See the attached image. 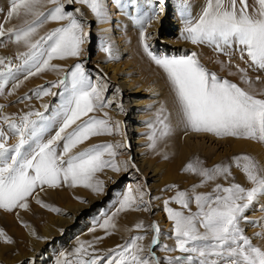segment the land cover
I'll return each instance as SVG.
<instances>
[{
	"label": "snow or ice",
	"instance_id": "1",
	"mask_svg": "<svg viewBox=\"0 0 264 264\" xmlns=\"http://www.w3.org/2000/svg\"><path fill=\"white\" fill-rule=\"evenodd\" d=\"M47 2L55 7L45 13L40 10L44 0H12L7 13L9 20L22 15L32 19H26L18 29H5L0 25V38L7 36L9 42L23 44L28 49L20 57L25 79L49 69L62 71L51 61L79 57L82 46L87 42L85 25L73 12L65 10L62 0ZM74 2L87 5L97 17L103 18L102 0H68L69 4ZM158 4V11L138 21L142 28L141 41L145 53L166 73L185 127L193 132L211 133L220 138L235 137L264 143V99L209 72L195 52L171 57L154 53L148 43L147 27L165 11L166 0H158ZM50 21H67V24L34 40L38 30ZM182 36L192 44H208L220 52L239 46L242 59L246 53L255 68L264 70V0H256L252 12L249 11L248 0H239V4L238 0H207L198 19L193 21L191 17H185ZM102 50L111 58L110 46ZM0 65L3 66L0 69V95H3L5 86L14 79L18 69H14L11 61L6 62L3 57H0ZM239 71L244 82L251 85L246 70ZM68 75L70 83L66 76L51 86H63L67 92L65 102L54 118L49 119L41 112H29L20 118L19 123H15L11 118L3 117L17 138V143L9 146L6 133L0 129V209H27V199L37 189L43 191L45 186L57 188L61 183L70 187L83 186L101 194L103 185L95 179L96 174L105 168H111L114 172L121 170L114 159H105L106 155L112 158L117 155L111 144L97 145L74 153V149L93 136L111 135L113 129L108 120L92 117L83 120L89 113L107 106L103 99V87L90 83L82 64L76 65ZM17 87L19 84H15L13 90ZM35 94L38 98L56 95L51 88L37 90ZM44 107L47 109L48 106ZM33 116L37 119H32ZM57 119L60 120L58 131L55 136L45 140V133ZM159 123L162 126L161 136H167L171 130L169 124L165 119H160ZM155 131L154 128L150 137L153 147ZM233 164L245 174L252 188L246 189L236 183L227 187L217 184L212 194H196L194 187L191 196L178 191L172 201H165L168 218L174 223L175 247L164 245L163 250L182 254L169 257L166 264H264V249L253 245L240 226L241 220L246 219L244 213L258 197L264 196V168L248 155L235 157ZM231 168L232 165L228 164L208 169L195 161L187 165L186 171L201 176L203 183L197 187H202L219 177L227 179L232 175ZM135 202L136 198L129 189L118 211L132 207ZM172 202L188 210V214L168 207ZM192 202L198 209L194 213L190 210ZM37 203L59 212L39 199ZM101 227L110 234L115 224L111 219H106ZM136 228L142 229L143 225L138 224ZM152 230L155 233L152 245L155 247L160 244L159 225H152ZM0 237H4L6 243H11L2 231ZM145 238L136 236L113 249L107 264H162L151 249L147 256L144 255L145 248L139 242ZM73 256L74 259L69 260L68 255L64 254L57 264H100L102 259L95 254L93 244L85 243L79 244Z\"/></svg>",
	"mask_w": 264,
	"mask_h": 264
},
{
	"label": "rangeland",
	"instance_id": "2",
	"mask_svg": "<svg viewBox=\"0 0 264 264\" xmlns=\"http://www.w3.org/2000/svg\"><path fill=\"white\" fill-rule=\"evenodd\" d=\"M136 1L137 0H102L104 16L100 18L85 4L75 2L69 4L68 0H62L65 10L73 12L77 18L81 20L85 25V32L87 33V42L82 46L83 51L79 57L53 59L51 61L52 65L62 71L49 69L25 79L23 61L20 57L21 54L27 52L28 49L23 44L18 45L14 42H9L7 36L0 38V57H3L6 62L11 61L13 68L18 69L14 79L9 80L5 86L4 94L0 95V106H2V108H0V129L6 133L8 145H15L17 143V138L12 134L8 124L4 122L3 117H9L15 123H19L20 118L29 112H41L49 119L54 118L65 102L67 92L63 86L57 88H52L51 86L65 79L66 76H68V82L70 83V76L68 74L71 73L76 65L82 64L90 83L93 86L103 87V99L107 102L106 107L89 113L88 117H84L83 120H87L89 117L108 120L113 132L111 135L104 134L93 136L74 149V153L97 145L111 144L114 146L113 150L117 155L114 158L106 155L105 159H114L115 163L121 169L119 172H114L111 168H105L102 172L96 174L95 179L102 182L103 185V192L101 194H97L91 189L83 186L70 187L66 183H61L60 187L53 189L45 187L43 191L39 189L36 194L28 197L27 209L21 207H16L11 211L0 209V231L11 240V243H6L4 237H0V264H28V262H30V257L28 256H31L29 254L34 252L32 243L35 241H40V243H42L40 249H42V252H44L46 256L42 264H57V261L60 260L64 254L68 255L69 260L74 259L73 253L80 243H85L86 245L93 244L95 254L102 257L100 264H107V260L111 257L113 249H117L118 246L124 245L136 236L146 237L139 243L143 244L145 248L144 255L147 256L148 237L150 235L151 224L153 223V225H155L154 217L157 216L158 213H161L160 216L163 220L160 233V239L162 241L155 248V251L162 264H166L169 257L174 258L182 254L178 251L167 252L163 250L164 245H167L169 248L175 247L174 223L168 218V213L165 210V201H172L178 191L189 193L191 196L194 187L196 189V194H212L217 184L227 187L236 183L242 185L246 189L252 188L253 185L247 180L245 174L233 164V160L237 156H251L262 168H264V164L261 165L256 156L249 151H239L233 154V156L223 155V157H217L216 160V157L208 156L201 150L194 149L196 146L193 143L190 144L191 142L188 140L186 141L185 138H187L189 134L194 135L201 133L187 129L183 122V118L179 121L178 118L172 120L168 109L165 107L167 106L165 103L150 99L147 86L143 84L145 82L143 81L142 75L143 68L149 67L148 69L154 73L153 75L157 80L160 79L162 83L165 82L161 79V75H164L161 74L160 71L163 69L160 67H152L154 61L152 62L150 57L147 61L144 60L141 55H137L136 50H138V47L142 46L143 48V43L141 41L142 28L138 21L146 18H141L137 13L130 12V10H136ZM153 1L155 5H158V0ZM168 1L180 2L181 14H179V17L183 20L181 26H185V17H191V19L195 21L196 18H199V14L202 13V10L194 13L189 0ZM11 3L12 0H0V25H3L5 29H18L24 25L26 19L31 20L32 17H24L22 15L19 18L13 17L9 20L7 18V13L10 11ZM248 4L249 11L252 12L256 7V0H254V2L253 0H249ZM251 5L254 7H250ZM54 7V4L44 0V4L40 10L47 13ZM204 7L205 6H203V8ZM81 13L83 15H81ZM174 14V10L168 8L166 11V18L172 19ZM66 24L67 21H50L38 30L37 35L34 36L33 39H39L40 36H45L54 29L63 27ZM110 24L114 27V39V36L109 38L107 35ZM152 25L153 24L147 27V32L149 34L148 43L157 55H168L170 57L188 55L194 52L193 47L198 46L183 38V29L181 27L175 28V31L168 36V38L171 39L172 46L171 44H163L166 32L165 27L161 26L158 30H155ZM172 25L174 24L171 23V26ZM115 29L117 31H115ZM162 45H165L164 48L158 49L162 47ZM105 46L111 47V58L108 53L102 50ZM199 46H202V44ZM203 47L205 53L218 55V65L223 68L222 70L226 72L229 71V68L238 70L243 68L246 70L247 76L251 80V85L249 86L252 91L250 92L256 95L257 98L264 99V95H260L264 93V70L255 68L246 53L243 54L242 59L239 46H233V48L226 49L221 53L220 51L216 52L211 45L205 44ZM125 48L127 50L126 52H124ZM181 49L182 52L178 51ZM166 50L181 53L171 55L166 53ZM143 52L145 53L144 48ZM200 63L206 67L209 72L212 73L214 70L211 65L201 60ZM108 65L117 66V68L127 76V79L131 80L132 83L135 81L136 87L138 86L136 89L140 90L137 95H131V100H139V102H142V107L138 106L139 109H137L138 107H136V109H134L135 107H133V109L131 108V111L135 112V114L133 113L134 120L132 121V133L130 132V135L132 134L133 140L135 138L136 141L139 142L137 146L141 152L147 156L148 160H151L150 162H152L154 167L158 168L154 179L150 180L148 178V180L145 181V179L137 176V180L133 179L136 185L131 187L127 186L130 176L134 172L131 169L130 161H127L123 142V134L126 135L127 133L128 135L129 133V128L125 127V123L131 117L128 118L129 115L126 113V96L122 97L121 95V102H119V104L117 103L116 93L122 92V89L118 86V79H115L116 81L111 80L110 76H108V71L110 70L107 71L104 68H100L104 66L107 67ZM2 68L3 66L0 65V69ZM225 71H218L216 69L214 73L221 79H228L230 76L226 75ZM162 72L164 73V71ZM154 77L152 78L155 79ZM15 84H19V87L13 90ZM147 84L155 85V83L150 82ZM165 86L166 85H161L160 88L162 87L164 90ZM244 86H247V83L244 82ZM47 88H51V91L56 93V95H48L40 98L36 96L35 93L37 90ZM241 88L243 89V87ZM162 98H164V96ZM44 105L48 106L47 109H45ZM31 118L37 119L35 116ZM160 119H165L166 123L170 126L171 130L167 136H161L160 134L162 130V126L159 123ZM77 123H82V121H78ZM117 124L119 125L118 128ZM59 126L60 120L57 119L54 125L45 133L44 139L47 140L55 136ZM73 127H75V125H73ZM154 128L156 130L155 147L152 146L153 141L150 139L153 135ZM179 130L181 132H179ZM68 131H71V129ZM202 134L214 137L216 142L222 140L221 142L227 146H230L229 144L234 140L239 142H252L264 150V143L257 141L238 139L235 137L220 138L211 133ZM60 145L62 148L63 141L60 142ZM117 145H122V147H115ZM163 146L166 147L162 148ZM152 148L154 149L153 155L148 154L147 150ZM164 149L168 151V153ZM170 149L171 152L169 151ZM172 156H174V158ZM195 161H199L202 167L208 169L214 168L217 165L231 164L232 175L227 179L219 177L215 181L204 184L202 187H197L203 183V178L195 173L186 171L187 165ZM125 165H127L126 169ZM165 168L168 171L165 170ZM110 171L112 172L111 174L109 173ZM106 173H108V175ZM129 189L135 194L134 197L136 198V202L128 209L118 211V209H120V203L127 195ZM46 190L54 191L50 194ZM39 192L41 193L36 196ZM69 193L70 198L67 199L66 195ZM141 194H143L142 199ZM37 199L49 205L51 208L58 209L59 212L42 207L41 204L37 203ZM257 199L259 200H256L244 213L246 219L241 220L240 226L245 235L252 240L253 245L259 247L258 243L261 242L264 234V201H260L261 197ZM75 205H86L87 208L72 222H68L70 224L57 226V223L54 222V227H52V235L54 236L49 237L44 233V228L49 225L50 221L62 219L64 223L65 220H71L75 213V209L71 206ZM153 207H157V210L154 212L152 211ZM168 207L176 211H184L185 214H188V210L182 209L180 205L174 202L169 203ZM145 208H147V210H143ZM190 210L193 213L198 211L194 202L190 204ZM87 213L92 215L91 221L85 225L86 227L84 226L77 231L79 221L85 218ZM8 215L9 217H7ZM106 219H111L115 224V229H111L110 234L101 227ZM138 224H142L143 228L137 229L136 226ZM93 229L95 230L93 231ZM72 231L77 232L70 235ZM201 231H203V229H201Z\"/></svg>",
	"mask_w": 264,
	"mask_h": 264
},
{
	"label": "bare ground",
	"instance_id": "3",
	"mask_svg": "<svg viewBox=\"0 0 264 264\" xmlns=\"http://www.w3.org/2000/svg\"><path fill=\"white\" fill-rule=\"evenodd\" d=\"M190 1V6L192 7V9L194 10V13L196 12H199L201 10H203V6H205V3H207V0H189ZM249 1V0H248ZM137 4H136V10L135 11H131V13H137L138 16H141V18H148L150 16H152L154 14V12L158 11L159 8H160V5L156 4L155 5V2L153 0H137L136 1ZM254 2V0H253ZM251 3V2H250ZM253 5H251L250 7H252ZM255 6V4H254ZM253 6V7H254ZM168 8H172L175 12L174 16L172 17V19H169V18H166V11ZM180 10H181V4L180 2H175V1H168L166 0V4H165V11L160 13L159 15V18L158 19H155L152 21V26L155 30H158V28H160L161 26L162 27H165L166 29V32H165V38H164V43L163 44H167V45H170L172 46V42H171V39L168 38L169 34L173 33L175 31V28H184V26H181L182 24V19L179 17V14L180 13ZM254 11V9H253ZM179 12V13H178ZM146 14V15H145ZM200 15V14H199ZM140 18V17H139ZM197 19V18H196ZM121 22V21H120ZM171 23L174 24L171 26ZM114 27L110 24L109 25V32H108V37L110 38L111 36H114V33H113V29ZM115 31H117L115 29ZM115 38V36L113 37V39ZM154 38V37H153ZM179 44V43H178ZM182 44V43H181ZM203 45L205 44H202V46H195L193 47L194 49V52L197 54V57L199 58V60H201L202 62H205L209 65H211V67L214 69V70H218V71H225V70H222L223 68H221L219 65H218V55L216 54H207L204 52V47ZM165 45H162V47L158 48V49H161V48H164ZM190 47V45H189ZM213 47V46H212ZM214 50L217 52L218 50H216L214 48ZM126 48L124 49V52H126ZM137 51V55H141L143 57L144 60H147L148 61V58L149 56L147 54H145L143 52V48L142 46H139L138 47V50ZM165 51V50H164ZM167 51V50H166ZM178 51H181L182 52V49L181 50H178ZM213 51V50H212ZM181 52H173V51H167L166 53H169L171 55L173 54H177V53H181ZM229 52V51H228ZM234 52V51H233ZM213 53V52H212ZM221 53V52H220ZM230 54V53H229ZM181 55V54H180ZM102 60V59H101ZM153 62V61H152ZM224 63V62H223ZM141 64V63H140ZM152 67L154 68H157L158 66L155 64V63H152ZM141 66V65H140ZM143 66V65H142ZM100 68H104L108 71V76H110L111 80H114L116 81L115 79H118V86H120V88L122 89V92H118L116 93V100H117V103L119 104V102H121V95L122 97L126 96L125 97V100H126V113L129 115V117H131L128 121H126L125 123V127H128L129 128V133L127 135L123 134V142H124V148H125V154L127 156V161H130V165H131V169L132 171L134 172L131 176H130V180H129V184L127 187H131V186H135L136 183L133 181L134 180H137V176L148 180V178L151 180V179H154L156 177V174H157V169L156 167L153 166L152 162H150L151 160H148L147 159V156L144 155L143 152H141V150L138 148L137 144L139 142L136 141V139L134 138L133 140V137H132V134L130 135V132L132 133V121L134 120V115L133 113L135 114V112L131 111V108L133 109V107H135L134 109H136V107L140 106L142 107V102H139V100L137 101H132L131 100V95L132 94H138L140 92V90H137L136 88V85H135V81L134 83L131 82V80L127 79V76H125L121 71L120 69L117 68V66H111V65H108L107 67L104 66V67H100ZM149 68V67H148ZM148 68L144 67L143 68V71H142V75H143V81H145L143 84L145 86H147V92L149 93V97L150 99L152 100H155L157 102H163L165 103V106L167 109H168V112L170 113V117L172 120H176V118H178V121L181 120L183 117H182V112L180 110V106H179V103L176 99V96H175V93L170 85V82L168 81V78H167V75L166 73L162 72L163 70H161V74H163L164 76L161 75V79L165 82V83H162L160 81V79H156L154 77V73H152L151 70H149ZM206 68V67H205ZM227 69V68H225ZM243 69V68H241ZM214 70L212 71V73H214ZM229 71L226 72V75L230 76L228 79V81L234 83V84H237L239 87H243V89L247 90V91H252L251 90V87L249 86V84H247V86H244V82H243V76H242V73L238 70V69H231L229 68L228 69ZM144 72V73H143ZM158 74L160 75L159 71H158ZM156 74V75H158ZM152 75V76H151ZM234 75V76H233ZM152 77H154L155 79H153ZM226 77V76H225ZM134 79V78H133ZM138 80V79H137ZM140 80V79H139ZM142 80V79H141ZM157 80V82H156ZM148 81V82H147ZM27 82V81H26ZM155 83L154 84H147V83ZM137 84V83H136ZM143 85V86H144ZM161 85H166L164 87V90L162 89V87L160 88ZM142 87V86H141ZM120 93V94H119ZM164 96V98H162ZM111 97V96H110ZM134 97V96H133ZM162 98V99H161ZM115 99V98H114ZM135 104V106H134ZM159 104V103H158ZM160 105V104H159ZM154 106V105H153ZM157 106V105H155ZM139 109V107L137 108ZM163 110V109H161ZM153 111V110H152ZM125 117V116H124ZM124 119V118H123ZM122 120V119H121ZM179 132H181L179 130ZM186 135V134H185ZM12 137V136H11ZM184 137V136H183ZM51 138V137H50ZM177 140V138H176ZM185 140L191 142L190 144H194L196 147L194 149H199L201 150L202 152H204V154L206 153L208 156H214L216 157V160H217V157H223V155H230V156H233V154H235L236 152H239V151H249L251 153H253L256 158L259 160L260 164L263 165L264 164V150L260 148V146H257L256 144L252 143V142H239V141H231V144H229L230 146H227L225 144H223L221 141H217L215 140L214 137L212 136H208V135H204V134H194V135H191L189 134L187 138H185ZM184 141V140H183ZM182 141V142H183ZM185 143V141H184ZM209 144V146H208ZM182 145V144H181ZM170 146V145H169ZM184 146V145H183ZM191 146V145H190ZM166 147V146H165ZM164 146L162 148H165ZM193 147V145H192ZM184 148V147H183ZM165 150V149H164ZM178 150V149H177ZM148 151V154H152L154 153V149H149L147 150ZM166 151V150H165ZM171 152V149L169 150ZM182 151V150H180ZM186 151V150H185ZM168 153V151H166ZM189 152V151H188ZM187 152V153H188ZM147 153V152H146ZM173 153V152H172ZM171 153V154H172ZM164 154V153H163ZM166 154V153H165ZM183 154V153H181ZM153 155V154H152ZM151 155V156H152ZM168 155V154H167ZM164 156V155H163ZM206 156V155H205ZM174 158V156H172ZM229 157V156H228ZM171 158V157H170ZM177 158V157H175ZM211 158V157H210ZM209 158V160H210ZM230 158V157H229ZM178 159V158H177ZM181 159V158H180ZM212 159V158H211ZM206 160V158H205ZM226 160V159H225ZM231 160V159H230ZM225 162V161H224ZM227 162V161H226ZM217 163V162H216ZM178 164V163H177ZM176 164V165H177ZM163 165V164H162ZM175 166V165H174ZM162 169V168H161ZM234 169V168H233ZM165 170H167L165 168ZM164 170V171H165ZM109 171V170H108ZM107 171V172H108ZM168 171V170H167ZM110 174L112 173L111 171L109 172ZM159 173V172H158ZM166 173V172H164ZM108 175V173H106ZM168 174V173H167ZM161 177V176H160ZM168 177V176H166ZM47 187V186H45ZM44 187V188H45ZM53 189V188H52ZM39 189L36 190V192L38 191ZM47 191V190H46ZM54 190H51V191H47L48 193H53ZM36 192L34 194H36ZM41 192L37 193L36 196H38ZM44 193V192H42ZM67 193V192H66ZM64 194V193H63ZM62 194V195H63ZM133 194V193H132ZM135 194H133L134 196ZM35 196V197H36ZM65 196V195H64ZM67 199L70 198V193L68 195H66ZM66 199V200H67ZM259 199H257L258 201ZM34 201V200H33ZM260 201H264V196L261 197ZM257 204V203H256ZM264 204V203H263ZM155 206V205H154ZM158 206V205H157ZM263 206V205H262ZM73 209H75V213L73 214L74 216L72 217L71 220L69 221H66L63 223V220L62 219H56V220H53V221H50L49 222V225L46 226L44 228V233L46 235H48L49 237H52L54 235H52V227H54V222L57 223L56 225L57 226H65L66 224H70L68 222H72L76 217H78L80 215V213L82 211H85V209L87 208L86 205H75V206H71ZM157 210V207H153L152 208V211H156ZM161 212V211H160ZM161 213H158L157 216L154 217V222H155V225H159L160 227V233H161V228L163 226V220L160 216ZM264 215V214H263ZM9 217V215L7 216ZM43 217V215H42ZM91 217L92 215L87 213L86 214V217L85 218H82L78 225H77V231H79L80 229H82L88 222L91 221ZM11 218V216H10ZM152 222V220H151ZM45 224V223H44ZM47 224V223H46ZM152 225L153 223L151 224V230H150V235L148 237V250L151 249L155 255L157 256V253L155 251V248L158 246L156 245L155 247L152 246V241H153V238H154V231L152 230ZM170 226V225H169ZM40 227V226H39ZM86 227V226H85ZM249 227V226H248ZM252 230V229H251ZM77 231L73 232L72 231V234L70 235H73L75 234ZM249 231V230H248ZM70 237V236H69ZM262 237V236H261ZM161 238V237H160ZM162 240L160 239V242ZM259 244V247H261L262 249H264V234H263V237H262V240L261 242L258 243ZM32 246L34 248V252L29 254L31 256H28L30 257V262H28V264H42L44 262V259H45V253L42 252V249H40L42 247V243H40V241H35L32 243ZM152 247V248H151Z\"/></svg>",
	"mask_w": 264,
	"mask_h": 264
},
{
	"label": "water",
	"instance_id": "4",
	"mask_svg": "<svg viewBox=\"0 0 264 264\" xmlns=\"http://www.w3.org/2000/svg\"><path fill=\"white\" fill-rule=\"evenodd\" d=\"M153 246V245H152Z\"/></svg>",
	"mask_w": 264,
	"mask_h": 264
}]
</instances>
